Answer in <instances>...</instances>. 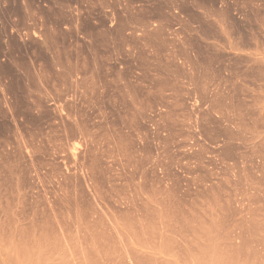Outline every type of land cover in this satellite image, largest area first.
Here are the masks:
<instances>
[{
  "label": "rangeland",
  "instance_id": "1",
  "mask_svg": "<svg viewBox=\"0 0 264 264\" xmlns=\"http://www.w3.org/2000/svg\"><path fill=\"white\" fill-rule=\"evenodd\" d=\"M0 264H264V0H0Z\"/></svg>",
  "mask_w": 264,
  "mask_h": 264
}]
</instances>
